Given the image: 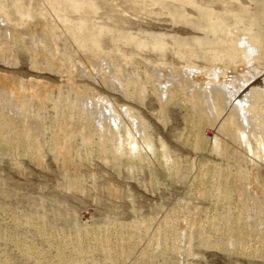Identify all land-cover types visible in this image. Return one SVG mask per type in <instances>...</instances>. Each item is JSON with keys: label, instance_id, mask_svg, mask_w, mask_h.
I'll list each match as a JSON object with an SVG mask.
<instances>
[{"label": "rangeland", "instance_id": "obj_1", "mask_svg": "<svg viewBox=\"0 0 264 264\" xmlns=\"http://www.w3.org/2000/svg\"><path fill=\"white\" fill-rule=\"evenodd\" d=\"M0 264H264V0H0Z\"/></svg>", "mask_w": 264, "mask_h": 264}, {"label": "bare ground", "instance_id": "obj_2", "mask_svg": "<svg viewBox=\"0 0 264 264\" xmlns=\"http://www.w3.org/2000/svg\"><path fill=\"white\" fill-rule=\"evenodd\" d=\"M54 58V57H53ZM115 121V120H114ZM244 135V134H243ZM246 136V135H245ZM121 140V139H120ZM122 141V140H121ZM117 142V141H116Z\"/></svg>", "mask_w": 264, "mask_h": 264}]
</instances>
